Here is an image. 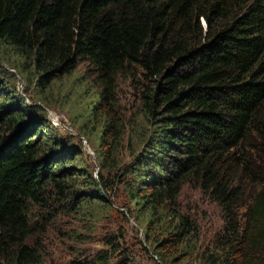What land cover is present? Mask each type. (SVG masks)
<instances>
[{
  "label": "trees",
  "instance_id": "16d2710c",
  "mask_svg": "<svg viewBox=\"0 0 264 264\" xmlns=\"http://www.w3.org/2000/svg\"><path fill=\"white\" fill-rule=\"evenodd\" d=\"M2 48L45 89L82 63L104 102L121 76L149 83L141 94L144 149L125 173L134 178L129 200L150 218L147 230L161 232L152 238L157 264L187 258L200 242L196 221L179 206L185 186L221 211V230L199 248L205 264H264V0H0ZM6 75L14 79L1 65L0 264H43L31 239L50 225L52 200L72 199L78 212L105 198L76 189L72 151ZM114 105H106L103 143ZM113 129L116 143L123 129ZM87 183L108 190L101 174ZM106 245L71 264H133L114 237Z\"/></svg>",
  "mask_w": 264,
  "mask_h": 264
},
{
  "label": "rangeland",
  "instance_id": "374dc122",
  "mask_svg": "<svg viewBox=\"0 0 264 264\" xmlns=\"http://www.w3.org/2000/svg\"><path fill=\"white\" fill-rule=\"evenodd\" d=\"M0 52V66L14 75V79L6 75V82L16 90V95L20 93L24 97L36 115L45 117L51 134L63 142L67 151H72L69 162L73 164L68 168L77 176L76 189L105 198L93 199L75 212L69 205L75 203L74 200H64L54 194V198L59 199L52 200L56 210L48 217L50 225L44 233L31 239L32 245H37L41 251L43 264H71L75 260L94 258L108 250L106 243L112 237L133 264L159 263L151 246L152 238L156 240L161 232L147 230L150 218L142 217L138 206L129 200L127 185L134 178L125 173L128 167L133 168L132 164L144 149L143 135L149 126L141 109V94L149 83L132 82L129 77L121 76L116 92L104 102L101 100L103 90L86 63L71 74L59 76L45 89L34 70L29 75L21 74L20 60L6 48ZM112 100L115 123H110L111 135L103 143L106 117L108 119L106 105ZM114 125L123 129V137L116 143ZM104 164L108 168L103 170ZM99 173L106 182L107 192L86 187L89 177L98 179ZM178 202L181 211L196 221L201 233L195 253L174 264H205L203 250L199 248L211 245L221 230L220 208L200 190L188 186L183 188ZM122 256L117 254L116 258Z\"/></svg>",
  "mask_w": 264,
  "mask_h": 264
}]
</instances>
